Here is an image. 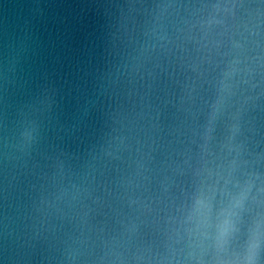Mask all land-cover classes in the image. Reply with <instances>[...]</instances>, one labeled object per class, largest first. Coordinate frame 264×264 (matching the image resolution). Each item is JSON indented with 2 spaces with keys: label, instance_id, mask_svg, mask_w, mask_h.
Wrapping results in <instances>:
<instances>
[{
  "label": "water",
  "instance_id": "1",
  "mask_svg": "<svg viewBox=\"0 0 264 264\" xmlns=\"http://www.w3.org/2000/svg\"><path fill=\"white\" fill-rule=\"evenodd\" d=\"M254 235L264 264V0H0V264H234Z\"/></svg>",
  "mask_w": 264,
  "mask_h": 264
},
{
  "label": "clouds",
  "instance_id": "2",
  "mask_svg": "<svg viewBox=\"0 0 264 264\" xmlns=\"http://www.w3.org/2000/svg\"><path fill=\"white\" fill-rule=\"evenodd\" d=\"M227 223V222H226ZM228 234V228L221 232V236L225 237ZM258 236H253V238L249 241L248 248H247V255L244 258L238 259L234 262V264H253L254 256L256 249L258 248Z\"/></svg>",
  "mask_w": 264,
  "mask_h": 264
}]
</instances>
